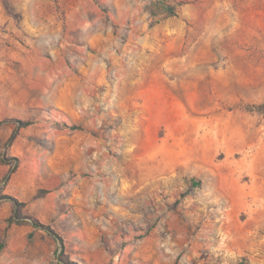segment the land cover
Returning <instances> with one entry per match:
<instances>
[{"label":"rangeland","instance_id":"obj_1","mask_svg":"<svg viewBox=\"0 0 264 264\" xmlns=\"http://www.w3.org/2000/svg\"><path fill=\"white\" fill-rule=\"evenodd\" d=\"M0 264H264V0H0Z\"/></svg>","mask_w":264,"mask_h":264},{"label":"trees","instance_id":"obj_2","mask_svg":"<svg viewBox=\"0 0 264 264\" xmlns=\"http://www.w3.org/2000/svg\"><path fill=\"white\" fill-rule=\"evenodd\" d=\"M192 182L195 184V185H197V184H200L201 183V181L200 180H198V179H196V178H193L192 179ZM19 219H21V217H18V219L17 220H19ZM35 224H36V226L37 225H39V224H41V223H39L38 221H35ZM42 226V225H41Z\"/></svg>","mask_w":264,"mask_h":264}]
</instances>
